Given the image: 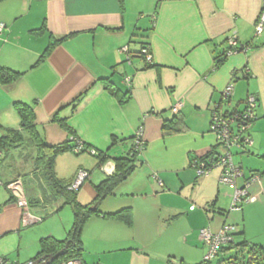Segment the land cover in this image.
I'll use <instances>...</instances> for the list:
<instances>
[{"label": "crops", "instance_id": "obj_1", "mask_svg": "<svg viewBox=\"0 0 264 264\" xmlns=\"http://www.w3.org/2000/svg\"><path fill=\"white\" fill-rule=\"evenodd\" d=\"M261 13L264 0L0 3V21L6 24L0 35V67L23 72L11 84L0 82V131L21 127L13 104L24 102L34 106L38 131L49 144L72 139L70 132L53 120L59 115L67 118L89 150L109 155L102 166L88 150L80 154L67 151L57 157L56 172L64 181L71 183L81 170L89 173L78 189L80 203L95 200V185L114 173L115 158L132 152L136 132L143 128L146 147L138 156L135 171L99 204L103 214L130 208L133 223L127 225L103 214L91 216L82 232V264L189 262L194 251L189 245L193 227L219 230L230 216L228 210L216 211L220 186L231 187V196L234 193V187L220 182V168L199 178L196 169L190 168L193 160L214 147L221 149L210 128L214 108L219 106L223 112L242 109L248 95L259 99L257 118L250 129L253 145L237 155L247 156L239 162L242 167L249 165L245 176L257 174L259 180L251 187L255 201L243 205L244 221L237 225L245 239L264 248V28L259 35L255 31ZM43 24L47 27L44 33L31 32ZM231 38L239 46L248 42L252 46L229 53L215 70V55L228 49ZM52 42L50 55L37 64ZM144 49L151 53L150 61L140 54ZM109 82L129 91L131 98L120 101L106 88ZM228 85H233V92L225 99ZM177 105L187 128L165 135L163 120L173 116ZM10 154L0 167V185L6 190L0 191V257L8 258L17 249L16 262L28 264L37 257L41 239L67 237L74 214L63 199L45 198L38 183L30 180L24 191L32 203L30 215L43 219L28 221L26 210L4 183L22 177L25 171L30 173L34 161L21 147ZM193 183L208 186L209 192L196 198L188 191L195 189ZM196 205H203L204 212ZM216 212L220 214L217 226L212 228V222L206 227ZM251 224L257 225L255 232L249 229ZM198 235L202 255L206 248ZM10 244L13 249H8Z\"/></svg>", "mask_w": 264, "mask_h": 264}, {"label": "trees", "instance_id": "obj_2", "mask_svg": "<svg viewBox=\"0 0 264 264\" xmlns=\"http://www.w3.org/2000/svg\"><path fill=\"white\" fill-rule=\"evenodd\" d=\"M6 0H0V3ZM1 22V21H0ZM4 23V22H3ZM6 25V24H5ZM47 30L46 24H43L40 28L31 31L33 34H42ZM55 43L52 42L45 50L43 55L40 57L39 62L45 60L51 53L52 48ZM252 46V42H248L242 44L238 47H231L229 45L228 49L221 51L215 55V65L214 69L220 68V66L225 62L229 53L238 52L242 50H246ZM146 47V46H144ZM150 53V52H149ZM144 55L147 59L146 54L143 53V50L140 53ZM23 76V72H18L7 67H0V82L3 84H11L17 80H19ZM237 76L236 74L234 75ZM249 75L246 74L245 77ZM107 80V79H105ZM109 81V80H107ZM106 88L115 96H117L120 101L126 102L131 98V94L129 91H121L114 87L110 82L106 85ZM232 96V95H231ZM249 96V95H248ZM79 97L77 101L80 99ZM246 100V99H245ZM244 100V104H245ZM259 103V99L257 98ZM75 104L76 108V102ZM14 108L21 119V127L20 128H6L4 132L0 131V147L2 150V156L0 157V167L5 162L7 155H11L10 153L21 147L23 149L26 157H32L34 161L35 169L31 170L30 173L24 174L28 176L27 180L36 181L38 183V187L43 193L45 198L56 197L58 199H63L64 204L70 205L73 214L74 221L71 229L69 230L67 237L64 240H59L53 236L45 237L41 239L40 244L41 248L37 255V258L48 256L51 254H56L60 252V255L51 263V264H59L62 262H67L70 260H81L84 252V246L82 242V232L85 224L93 215L103 214L99 210L100 202L114 193L115 189L126 179H128L131 174L135 171L137 165L136 162L138 160V156L145 149L146 142L144 140L143 147L141 149L136 148L135 137L133 139V150L132 152L123 157L115 158L116 168L113 174L107 176L99 184L95 185V189L97 191V197L95 200L87 205H84L78 201L77 193L78 190H72L70 188V184L67 181L59 178L56 172V160L57 157L67 151H73L76 154H80L83 152L89 151L88 147L78 138L75 134L74 130L68 125L67 118H62L59 115H56L53 120L58 122L64 129L70 132V136L72 139L67 140L66 142L60 144H49L43 136L40 134L37 128L36 122V113L34 106L24 103V102H14ZM244 107V106H243ZM239 108H235L232 111H238ZM227 110V112H232ZM187 128L185 116L181 113H174L173 116L169 119L163 120L161 131L165 135H170L174 133H180L185 131ZM143 129V128H142ZM114 141H116L114 139ZM81 142L84 146L80 152H76L75 148L78 146V143ZM219 147V144L217 143ZM216 146V147H217ZM28 150L31 151L27 152ZM218 153L217 148H213L210 152L204 155L202 158L196 159V161H203L207 165L212 164L216 160V154ZM99 159V166H102L105 162H107L110 158L109 155L100 153L96 151V154ZM25 158V157H24ZM24 175L22 177L8 181L5 184L6 188L11 192L8 185L17 180H21L23 184L24 191L26 190L27 180L24 179ZM202 177L197 174V178ZM1 181V180H0ZM2 182V181H1ZM12 197H14L11 192ZM29 204V202H28ZM29 204V206H31ZM215 205V203H214ZM105 217L116 218L127 225H131L133 223V212L130 208L122 209L114 213H104ZM178 216V215H177ZM43 219V217H41ZM226 223V221L224 222ZM223 223V224H224ZM222 224V225H223ZM4 260H8V258H3ZM13 264H23L13 262ZM168 264H175L171 259L168 260ZM178 264H185L184 262ZM199 264H264V248L257 244L253 243L243 237V232L238 230L234 234V239L223 246L219 251L217 257L211 261H205L204 259Z\"/></svg>", "mask_w": 264, "mask_h": 264}, {"label": "built area", "instance_id": "obj_3", "mask_svg": "<svg viewBox=\"0 0 264 264\" xmlns=\"http://www.w3.org/2000/svg\"><path fill=\"white\" fill-rule=\"evenodd\" d=\"M6 28L5 23L0 22V35ZM264 28V13H261L256 24L255 31L259 35ZM231 47H238V42L235 38L229 40ZM147 59L151 60V53L147 49L143 50ZM234 53V52H233ZM131 82L130 78L126 79ZM233 92V85H228L224 92L223 98H230ZM258 101L255 95L247 96L244 107L238 111L223 112L220 107L214 108L211 114V131L215 133L217 143L219 144L220 151L216 154V160L212 164L207 165L203 161H195L193 167H195L199 176H209L211 171L216 168L221 169L220 182L223 184L231 185L234 187L233 193V206L232 210H242L244 204L254 202L255 198L251 194L252 185L259 180L257 174H253L246 177L244 169L239 162H236L235 155L239 152H247L252 147L253 139L250 134V129L253 122L257 118ZM179 105L175 106L172 111L177 113L179 111ZM143 129L140 128L136 132L135 143L136 148L141 149L144 144ZM84 149L81 142L75 148L76 152H80ZM92 154H96V150L91 149ZM2 156V150L0 147V157ZM89 177V173L85 170H81L77 173L75 179L71 182L70 188L72 190H78L84 181ZM242 179L243 183L239 184L238 181ZM0 184L2 182L0 181ZM9 189L13 193L18 205L24 208L29 216L28 221L40 222L41 217H32L29 211V204L25 197L24 188L21 180L13 181L8 185ZM239 230L237 224L224 223L217 231L211 228H202L200 230V239L206 248L204 254L205 261H211L215 259L223 246H226L234 239V234ZM1 264H13L9 260L1 258ZM59 264H82L80 260H70Z\"/></svg>", "mask_w": 264, "mask_h": 264}, {"label": "rangeland", "instance_id": "obj_4", "mask_svg": "<svg viewBox=\"0 0 264 264\" xmlns=\"http://www.w3.org/2000/svg\"><path fill=\"white\" fill-rule=\"evenodd\" d=\"M148 19H149V17L147 16V20ZM27 152H30L31 153L30 150H28ZM245 157H247V156L241 155V154H238V155L236 154L235 155V160H236V162H240V161L241 162H244ZM193 164H194V160H193ZM248 166L249 165H247L246 163H244L243 168H244L245 171H249L248 170L249 169ZM190 169H195V167L192 166ZM195 172H196V170H195ZM25 173H26V171H25ZM24 177L27 180L28 176H25L24 175ZM29 187H30V184H29V179H28L27 180V188H29ZM193 188H195V189L189 188L188 191H189V193L190 192L193 193V196H195L196 198H198L201 195L209 192V187L208 186H206V187L205 186H200L199 183H197V184L193 183ZM230 189H232V188L231 187L228 188L227 186H220L219 202H218L216 211L218 209L228 210L229 213H230V216L229 217H226L224 220L228 224L230 223V224L242 225V223L244 221L243 211L242 210H239V211L232 210V206H233V196H231V193H232L233 190L231 191ZM0 191H6L5 190V187L2 186V185H0ZM195 201L196 200H194V202ZM244 205H246V204H244ZM197 207H198V211H203L204 212L203 205H198ZM209 207H210V205H209ZM242 209H243V207H242ZM219 215L220 214L218 212H216V218L214 219L215 222L213 220H208L207 221L208 223L206 224V227H208V225L210 223H212V222H213V224L210 225V226H212V228H214L215 226H217L218 217H220ZM182 220H180L178 222V224ZM189 224L192 225V221H189ZM196 224H198V220H195V225ZM200 228L201 227H199V226L197 228H194L193 227L192 234L189 237V245L193 246L194 251H192L193 253H191L189 255V262H187V264H199L204 259V253L201 255V252H200L203 249V246H202L201 242H199L198 239H197V237H196L198 235V233H200V230H201ZM249 229H251V230H253L255 232L258 229V227H257L256 224L255 225L251 224L249 226ZM198 237H199V235H198ZM263 239H264V235H263ZM14 245H15V242H14ZM9 248L10 249L11 248L13 249L14 246L13 245L11 246V244H10L8 246V249ZM177 250H179L181 252V248L180 247H178ZM181 254L182 253H179V255H181ZM1 258L2 257H0V264H1ZM17 258H18V250L17 249H15V251H13V253L11 255L10 254L8 255L9 262H16Z\"/></svg>", "mask_w": 264, "mask_h": 264}, {"label": "water", "instance_id": "obj_5", "mask_svg": "<svg viewBox=\"0 0 264 264\" xmlns=\"http://www.w3.org/2000/svg\"><path fill=\"white\" fill-rule=\"evenodd\" d=\"M60 255V252L56 253V254H51L48 256H43L40 258H37L33 261H31L28 264H51L58 256Z\"/></svg>", "mask_w": 264, "mask_h": 264}]
</instances>
